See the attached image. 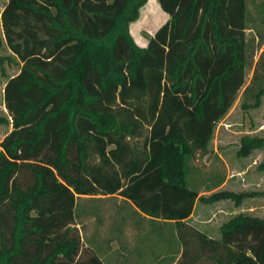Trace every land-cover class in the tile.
I'll return each mask as SVG.
<instances>
[{"label":"trees","instance_id":"1","mask_svg":"<svg viewBox=\"0 0 264 264\" xmlns=\"http://www.w3.org/2000/svg\"><path fill=\"white\" fill-rule=\"evenodd\" d=\"M146 2L2 6L20 67L2 88L11 128L0 140V264H106L108 247L84 235L85 222L100 227L99 198L115 193L177 241L179 255L130 264H264V217L235 213L218 238L184 221L195 201L264 196L216 189L224 174L194 164L241 88L243 110L264 95V0H156L167 19L140 46L129 25ZM263 147L264 137L244 134L235 154Z\"/></svg>","mask_w":264,"mask_h":264},{"label":"rangeland","instance_id":"2","mask_svg":"<svg viewBox=\"0 0 264 264\" xmlns=\"http://www.w3.org/2000/svg\"><path fill=\"white\" fill-rule=\"evenodd\" d=\"M6 0H0V11ZM167 19L159 8L156 0H147L139 10L138 18L130 23L129 30L134 39L139 44H144L146 36L152 34L155 29ZM250 32H247V34ZM264 44L262 45V47ZM258 53V52H257ZM255 53V57L257 55ZM0 116L6 118V124H0V140L10 128V119L3 105L2 88L6 79L18 72L20 62L7 49L0 26ZM10 57L14 62L8 63ZM2 69V71H1ZM252 69L245 75L244 85L248 84ZM241 90L238 91L231 107L227 113L217 121L212 138L208 144V152L197 157L194 164L203 172L229 173V178L223 188L234 192L240 191H264V170H258L257 164L264 158V147L253 150L247 157H237L236 149L239 138L244 135H257L264 137V95L260 98V103L256 108L243 110L240 108ZM216 151L223 156V161L217 160ZM222 183V182H221ZM207 193H204L206 195ZM211 204V203H210ZM100 212L108 213L111 203L109 201L97 204ZM203 207L204 210H201ZM243 212L250 215L264 217V196H253L244 198L238 206H234L230 200H220L217 204L203 206L196 204L194 210L195 221L207 233L214 234L218 230V225L227 220L231 215ZM104 213V214H105ZM86 230H90L91 222L86 221ZM196 224V223H195ZM83 235V234H82ZM106 264H130L132 255L124 261L118 255H100ZM126 256V255H125ZM138 263V262H137ZM135 261V264H137Z\"/></svg>","mask_w":264,"mask_h":264},{"label":"crops","instance_id":"3","mask_svg":"<svg viewBox=\"0 0 264 264\" xmlns=\"http://www.w3.org/2000/svg\"><path fill=\"white\" fill-rule=\"evenodd\" d=\"M145 43L146 40L144 44L136 42V44L140 46L145 45ZM214 149L218 158L223 161V156L216 151V147H214ZM228 178L229 173H226L222 183L217 188H223ZM204 193L205 192H200L199 194ZM100 197L99 199L102 202L109 201L111 207L108 213H100L102 217L100 227L95 230H93L92 227L90 230L85 229L84 235L89 237L92 232H95L102 236V238H97V240H101L102 244L108 247L103 255H179L178 253L175 254L177 241L174 237V230L172 227L159 220V222L156 220V223L152 224L149 220V216L138 212L129 201L116 193ZM218 202L219 201L213 202L209 205H214ZM196 204L197 202L195 201L191 213L184 221L203 232L208 237L218 238V230H216L214 234H209L201 226L197 225V223L201 224L202 222L199 220L195 221L193 213ZM202 205L206 206L207 204ZM200 208L204 210L203 207ZM107 237H109V240L105 244L104 241ZM136 261L139 263L141 262L138 259ZM144 264H152V262L151 260H146Z\"/></svg>","mask_w":264,"mask_h":264}]
</instances>
